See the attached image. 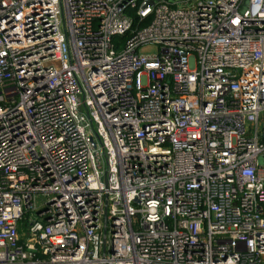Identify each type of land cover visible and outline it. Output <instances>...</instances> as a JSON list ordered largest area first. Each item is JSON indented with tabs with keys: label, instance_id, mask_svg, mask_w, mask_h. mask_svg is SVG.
Segmentation results:
<instances>
[{
	"label": "built area",
	"instance_id": "1",
	"mask_svg": "<svg viewBox=\"0 0 264 264\" xmlns=\"http://www.w3.org/2000/svg\"><path fill=\"white\" fill-rule=\"evenodd\" d=\"M0 264H264V0H0Z\"/></svg>",
	"mask_w": 264,
	"mask_h": 264
},
{
	"label": "rangeland",
	"instance_id": "2",
	"mask_svg": "<svg viewBox=\"0 0 264 264\" xmlns=\"http://www.w3.org/2000/svg\"><path fill=\"white\" fill-rule=\"evenodd\" d=\"M150 51L152 52V51H153V49H150Z\"/></svg>",
	"mask_w": 264,
	"mask_h": 264
}]
</instances>
